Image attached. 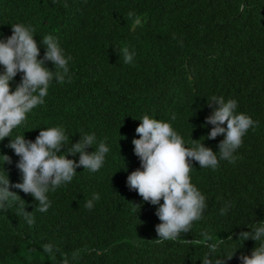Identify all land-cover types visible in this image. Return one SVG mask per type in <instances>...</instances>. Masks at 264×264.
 Listing matches in <instances>:
<instances>
[{"label": "trees", "instance_id": "trees-1", "mask_svg": "<svg viewBox=\"0 0 264 264\" xmlns=\"http://www.w3.org/2000/svg\"><path fill=\"white\" fill-rule=\"evenodd\" d=\"M17 23L35 29L38 58L50 34L71 60L65 82L54 79L44 104L0 141V155L11 157L4 164L0 156V177L22 182L19 157L8 145L22 134L35 141L41 129L61 127L72 143L94 134L87 151L102 141L110 151L99 171L81 166L70 183L50 190L46 212L31 194L10 187L20 198L0 209V264H203L206 254L215 264L233 252L225 264H242L241 255L264 243L239 240L264 221V0H0V39ZM124 47L135 53L131 64L119 55ZM46 67L55 71L51 61ZM21 77L10 82L13 91ZM213 97L236 100L237 113L257 126L243 137L235 163L221 160L212 170L192 161L191 182L206 198L203 217L178 240L158 244L159 205L127 186L141 166L135 130L148 115L170 123L186 147L203 142L218 152L224 136L206 138ZM67 158L79 162L78 153ZM205 234L212 239L200 243ZM220 240L210 253L208 245Z\"/></svg>", "mask_w": 264, "mask_h": 264}, {"label": "clouds", "instance_id": "clouds-1", "mask_svg": "<svg viewBox=\"0 0 264 264\" xmlns=\"http://www.w3.org/2000/svg\"><path fill=\"white\" fill-rule=\"evenodd\" d=\"M11 27L12 35L0 39V66L3 67V71H0V141L11 137L13 129L26 121L27 114L44 104L54 79L59 83L65 82L71 60L70 56H65L58 40L50 34L42 38L41 43L46 51L43 58H38L40 47L34 39L35 29L23 23ZM119 55H122L125 64H131L135 53H130L124 47ZM48 61L53 63L55 71L46 67ZM18 73H22L21 81L13 91L10 82ZM208 104L216 107L205 120L206 124L213 126L206 138L224 136L218 145V152L205 147L203 142L196 143L192 148L186 147L184 140L170 123L148 115L140 119L141 123L135 130L139 139L132 140L133 151L141 166L128 175L127 186L130 190L137 191L143 201L159 205L155 213L161 221L155 228L158 234L155 242L158 244L166 240H178L181 233H189L193 222L203 217L207 207L206 198L191 182L190 173L194 168L192 161L198 162L200 168L212 170L219 167L221 160L235 163L237 157L234 153L242 146L243 137L249 129L257 126L258 122L250 116L237 113L238 102L234 99L226 101L223 97H213ZM69 141L70 147H66ZM95 142L94 134H85L79 141L72 143L61 127L41 129L35 141L26 139L24 134L11 139L8 147L19 157L16 167L21 173L22 182L11 184L6 172V176L0 177V209L7 211L9 202L20 198L16 192L10 191L11 187L31 194L38 201L37 209L46 212L51 207L47 193L70 183L77 174V168L83 166L95 173L103 167L110 149L102 141L95 151L89 153L87 149ZM62 149H66V152H62ZM77 153L78 163L67 158L69 154L75 156ZM0 156H3L4 164L11 163V157ZM99 198V194L94 193L92 200ZM92 200L85 205L89 209L93 207ZM136 206L140 208V205ZM22 211L28 223L32 224L34 221L31 212L25 211V208ZM226 211L227 208L222 209L221 214ZM250 229L251 231L239 233V240L264 239V221ZM211 239L205 234L204 241L200 243ZM181 242L192 243L187 239ZM222 242L220 240L208 245L210 253L217 252L218 244ZM45 251L51 253L52 247L45 245ZM234 254L235 252L225 257L231 260ZM224 258L217 259L215 264H225ZM240 260L242 264H264V243L255 247L251 256L241 255ZM203 264H213L208 254L203 258Z\"/></svg>", "mask_w": 264, "mask_h": 264}]
</instances>
